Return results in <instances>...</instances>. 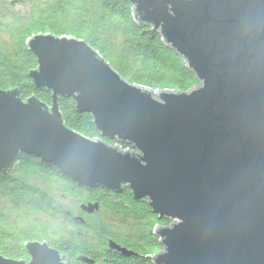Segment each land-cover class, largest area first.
Masks as SVG:
<instances>
[{"label": "water", "instance_id": "water-1", "mask_svg": "<svg viewBox=\"0 0 264 264\" xmlns=\"http://www.w3.org/2000/svg\"><path fill=\"white\" fill-rule=\"evenodd\" d=\"M128 1L144 33L159 34L199 85L152 90L83 38L33 34L38 66L29 76L52 102L0 88V173L29 153L79 185L127 186L174 220L155 231L163 248L154 264H264V0ZM60 97L90 112L101 136L133 148L70 128ZM25 247L29 259L0 253V264H68L46 240ZM109 248L134 254L112 240Z\"/></svg>", "mask_w": 264, "mask_h": 264}, {"label": "trees", "instance_id": "trees-1", "mask_svg": "<svg viewBox=\"0 0 264 264\" xmlns=\"http://www.w3.org/2000/svg\"><path fill=\"white\" fill-rule=\"evenodd\" d=\"M20 0H0L2 10ZM27 10L11 13L0 10V88L18 87L23 99L35 95L51 104L52 92L38 89L29 76L38 66L37 57L28 48L33 34L51 32L85 39L131 82L149 86L152 90L173 89L189 91L199 85L195 73L183 57L165 44L159 34L144 33L135 20L128 0H28ZM3 17V18H2ZM59 106L66 124L92 139L109 144L119 143L101 136L90 112H79L73 98L60 97ZM132 149L130 143H119ZM72 194L87 202H99L91 214L81 211L78 221L72 209L64 210L58 198ZM131 217L137 224L130 233H117L103 217V212ZM61 218L76 230L40 226L32 214ZM20 217L21 222H12ZM171 218L154 213L146 198L137 199L127 186L116 193L102 187L79 185L63 174L53 163L22 153L16 166L0 173V253L10 258L29 259L25 243L46 240L60 250L68 264H154L150 256L163 248L158 227L168 226ZM64 230L61 232L60 230ZM133 251L123 255L109 248L110 241ZM94 260L88 263L80 258Z\"/></svg>", "mask_w": 264, "mask_h": 264}, {"label": "rangeland", "instance_id": "rangeland-1", "mask_svg": "<svg viewBox=\"0 0 264 264\" xmlns=\"http://www.w3.org/2000/svg\"><path fill=\"white\" fill-rule=\"evenodd\" d=\"M29 7H30V2H28V0H20L12 4V6H9V8L5 9V11L2 10L1 7H0V10L2 11V15H3L4 14L3 12L11 13L18 9L27 10ZM78 200L81 202H85L84 198H77L73 196L72 194H68L67 196L63 198L62 197L60 199L58 198V203L62 209L64 210L72 209L78 215V214H81V211H82L81 207L78 206V204L80 203V202H77ZM93 213L91 214V216H89V219L92 218V216L94 215ZM102 215L111 224V230L113 232L130 233L132 228L135 227L137 224V220L134 218H131V217L126 218L123 216H118L112 212L104 211ZM11 219H12V222H18V223L21 222L20 217L18 218L12 217ZM31 219L37 222L40 226H43V227L46 226L52 230L57 227H63L64 230L69 228L71 232L73 230H76L73 225L69 224L65 220H61V218H52V217L44 216L42 214L35 213V214H32ZM171 221L173 222L174 220L171 219ZM64 230L61 229L60 231L64 232Z\"/></svg>", "mask_w": 264, "mask_h": 264}, {"label": "flooded vegetation", "instance_id": "flooded-vegetation-1", "mask_svg": "<svg viewBox=\"0 0 264 264\" xmlns=\"http://www.w3.org/2000/svg\"><path fill=\"white\" fill-rule=\"evenodd\" d=\"M147 28H149V27H144V28H143V31H144L145 29H147ZM75 215L79 217L78 221L85 222L82 218H80V217H82V213H81V214H78V215L75 214ZM78 217H77V218H78Z\"/></svg>", "mask_w": 264, "mask_h": 264}]
</instances>
